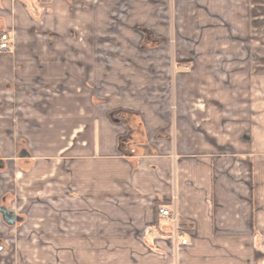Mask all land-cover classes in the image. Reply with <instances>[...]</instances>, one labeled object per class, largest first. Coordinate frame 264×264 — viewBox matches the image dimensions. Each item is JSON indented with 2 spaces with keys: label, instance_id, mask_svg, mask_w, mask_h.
Segmentation results:
<instances>
[{
  "label": "crops",
  "instance_id": "1",
  "mask_svg": "<svg viewBox=\"0 0 264 264\" xmlns=\"http://www.w3.org/2000/svg\"><path fill=\"white\" fill-rule=\"evenodd\" d=\"M3 32L0 264H264V0H0Z\"/></svg>",
  "mask_w": 264,
  "mask_h": 264
},
{
  "label": "built area",
  "instance_id": "2",
  "mask_svg": "<svg viewBox=\"0 0 264 264\" xmlns=\"http://www.w3.org/2000/svg\"><path fill=\"white\" fill-rule=\"evenodd\" d=\"M14 49V38L9 32H3L0 35V50L2 51H13ZM160 214L167 220L174 221V217L170 209L161 207ZM183 244H187L188 240L182 236L179 237Z\"/></svg>",
  "mask_w": 264,
  "mask_h": 264
},
{
  "label": "rangeland",
  "instance_id": "3",
  "mask_svg": "<svg viewBox=\"0 0 264 264\" xmlns=\"http://www.w3.org/2000/svg\"><path fill=\"white\" fill-rule=\"evenodd\" d=\"M215 15L217 16V19H222V17H219V14L217 15V12H215ZM35 250V256H39L42 254H47V250L46 249H34ZM49 255H56L58 254V249H49Z\"/></svg>",
  "mask_w": 264,
  "mask_h": 264
},
{
  "label": "trees",
  "instance_id": "4",
  "mask_svg": "<svg viewBox=\"0 0 264 264\" xmlns=\"http://www.w3.org/2000/svg\"><path fill=\"white\" fill-rule=\"evenodd\" d=\"M1 34H2V33H1ZM1 34H0V35H1Z\"/></svg>",
  "mask_w": 264,
  "mask_h": 264
}]
</instances>
